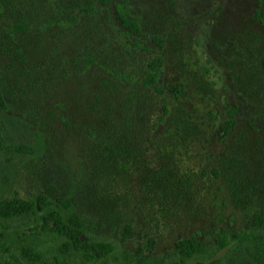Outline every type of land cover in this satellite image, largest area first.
Returning a JSON list of instances; mask_svg holds the SVG:
<instances>
[{"label": "rangeland", "instance_id": "obj_1", "mask_svg": "<svg viewBox=\"0 0 264 264\" xmlns=\"http://www.w3.org/2000/svg\"><path fill=\"white\" fill-rule=\"evenodd\" d=\"M0 97L6 142L27 149L0 151V200L45 196L121 260L185 237L213 259L216 233L264 198V0H0ZM41 224L0 220V264H30L31 242L72 264L55 235L28 232Z\"/></svg>", "mask_w": 264, "mask_h": 264}, {"label": "trees", "instance_id": "obj_2", "mask_svg": "<svg viewBox=\"0 0 264 264\" xmlns=\"http://www.w3.org/2000/svg\"><path fill=\"white\" fill-rule=\"evenodd\" d=\"M109 2L111 0H102ZM117 15L122 26L128 33L138 35L141 31L137 21L129 17L128 10L120 5L117 8ZM17 29L25 28L24 24H17ZM162 57L159 56L149 62L148 74L144 79L145 85H154L159 78L162 69ZM159 93L164 90L158 87ZM170 93L178 97L185 91L180 85H170ZM2 99L0 97V104ZM234 110H231V113ZM236 124L235 120L224 123L220 129L228 133ZM16 150L25 151L24 147L8 144L0 127V151ZM216 173V171H214ZM64 206L71 210L68 201L63 202ZM52 204L45 196L38 195L35 199H22L19 197L3 198L0 200V220L4 223L7 220L18 219L26 216H38L42 220L37 231L38 236L43 232L55 235L61 242L59 250L61 254L68 256V261H79L78 264H264V198L259 203V208L253 215L250 222L241 230H221L214 238L215 253L219 254L211 258H203L208 249L204 242L195 237L179 239L174 248L161 256H143L142 251H137V260H121L122 250L112 241L85 232L79 221L73 219L74 212L62 213L53 209ZM2 228H5L3 224ZM25 233V232H23ZM4 231H0V248ZM20 251L24 254L30 264H58L60 257L50 256V252L43 249L36 242L20 245ZM218 251V252H216ZM68 264V262H66Z\"/></svg>", "mask_w": 264, "mask_h": 264}]
</instances>
